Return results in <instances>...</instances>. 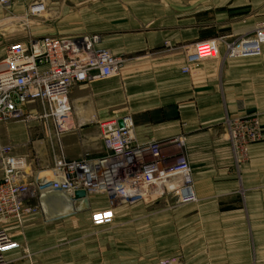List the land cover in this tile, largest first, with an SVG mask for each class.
I'll return each mask as SVG.
<instances>
[{
	"label": "crops",
	"instance_id": "crops-1",
	"mask_svg": "<svg viewBox=\"0 0 264 264\" xmlns=\"http://www.w3.org/2000/svg\"><path fill=\"white\" fill-rule=\"evenodd\" d=\"M47 9L53 20H62L54 28L61 27L63 32L53 36L100 35V48L130 63L124 68V78L139 81V91L148 85L151 94L133 100L134 113L140 114L136 138L140 142L185 138L199 202L181 206L177 199L165 198L116 208L111 224L93 227L90 214L56 219L54 204L46 206L50 208L46 215L44 203L51 196L45 194L40 200L44 221L39 216L27 217L9 230L30 231L39 221L46 226L81 225L76 242L70 244L63 235L54 240H26L28 248L56 247L49 254L28 256L20 249L10 251L6 264H157L173 257L181 259V264H264V139L250 146L246 161L238 164L224 126L243 113L257 115L264 135V50L197 66H190L187 54L180 52L183 45L229 33L254 35L264 25V0H67L60 10L53 5ZM203 12L206 22L200 16ZM187 67L189 73L184 74ZM71 132L64 133L62 140L78 133ZM80 140L84 148L77 158L68 157L73 153L67 143L62 146L67 159L103 154L100 137ZM51 165L42 169L49 170ZM66 200L56 202V208L67 209L72 202ZM88 200L92 212L109 209L105 197ZM101 229L109 232L101 233Z\"/></svg>",
	"mask_w": 264,
	"mask_h": 264
},
{
	"label": "built area",
	"instance_id": "built-area-1",
	"mask_svg": "<svg viewBox=\"0 0 264 264\" xmlns=\"http://www.w3.org/2000/svg\"><path fill=\"white\" fill-rule=\"evenodd\" d=\"M42 1L30 3L29 14L45 12ZM13 2L0 0V7L8 11ZM101 42L100 35L90 34L45 36L7 46L0 61V123L17 120L27 105L37 103L44 110V118L51 117L57 125L58 135L75 130L71 123V92L80 85L117 77L125 64L123 58L100 48ZM263 50L264 25H260L252 36L198 42L187 50V56L189 65L197 66L258 55ZM183 73L188 74L189 68H184ZM69 120L72 127L66 130L63 124ZM97 124L104 148L101 156L84 153L69 160L62 151L53 152L54 161L48 172L33 170L27 158L14 155L11 146L0 145V264H6V253L20 248L5 226L37 214L41 195L49 186L56 193L68 194L75 202L74 195L80 191L87 197L108 199L109 209L91 213L93 227L111 224L119 206L151 204L170 196L183 206L198 204L185 138L140 142L129 116L98 119ZM224 126L236 162L243 164L248 148L264 139L261 122L257 115L243 113L228 119ZM34 200L39 205L32 207L29 204ZM177 263L172 260L161 264Z\"/></svg>",
	"mask_w": 264,
	"mask_h": 264
},
{
	"label": "rangeland",
	"instance_id": "rangeland-1",
	"mask_svg": "<svg viewBox=\"0 0 264 264\" xmlns=\"http://www.w3.org/2000/svg\"><path fill=\"white\" fill-rule=\"evenodd\" d=\"M41 1L42 0H14L12 8L8 11H5L0 7V10H2V16L0 18V61L5 55L6 47L11 44H15V42H29L30 40L43 38L45 36L60 35L58 31L63 32L61 27L58 30L54 28L56 26V23L57 25H60V22L62 20L60 21L57 18L55 19V22V20H53L50 15L48 16L47 7L53 5L54 8L60 10L63 6V2H67V0H43L42 4L45 5V12L42 11L41 14L38 15L29 14V4L32 2ZM206 15L207 13L204 12L200 14V16L205 19L203 20L204 22L207 21ZM226 36L231 35L229 33L226 35H221L219 37ZM237 37L238 36L236 34L233 35V39H237ZM181 47L182 48L180 49V52H184L187 54V50L192 46L183 45ZM167 48L168 47L165 46L164 51ZM124 63L125 64L122 68V71L117 77L107 80L95 81L92 82V84L79 86L76 90L72 91L73 100L75 102L76 115L75 117H73V119L75 118L73 125L75 126V130H77L78 132L74 136H68L66 138H63L62 140L61 137L64 133L62 135H58L56 130L57 125L55 124L53 119L51 117L44 118V110H42L39 104L32 103V105H27L22 110L24 113L22 117L14 121L0 123V145L11 146L13 148L14 155L27 158L29 163L32 165L33 170L44 172L45 169H42V167L47 166L48 164L53 165V152L58 153L62 151V146L66 147L65 143L68 144L67 148L70 149V151L72 150L71 153H73V157L70 155H68V157L77 158L79 156V152H81V150L84 148L83 146H81L80 138H84V136H92L94 138L100 137V126L99 124H97L98 118L100 116L107 115V117L111 118L116 114L124 113L126 116H129L135 124L136 119L140 114L134 113V98H137L141 95H150L151 93L150 88L146 83L143 84L144 86H141L142 90L139 91V81L132 82L124 78V68L125 66L129 67L130 65V63H127V60H125ZM91 119L92 122H90ZM68 124L72 127V124L70 122ZM1 177L2 173L0 172V178ZM167 199L173 201L176 200L172 196L167 197ZM175 202L178 203L177 200ZM144 204L149 205L146 203ZM29 205L35 207L39 205V202L37 200H34ZM41 206L42 205L40 201V209L42 208ZM125 207L129 208L131 206ZM125 207L119 206L118 208L124 210ZM42 211L43 210L41 209V212ZM92 211L93 208L91 206L90 211L83 214L91 215ZM41 212L39 211L32 217L39 216L40 219L44 221L45 216ZM39 224L40 221L39 223H35V225L30 226V231L21 229L16 232H11L9 230V227L14 224L5 226L6 232L11 235V237L18 244V246L20 247L19 249L23 251L25 256H28L30 254L36 255V253L49 254V251H51L52 248L56 247L36 246L34 248H28L25 247L24 244L26 240H39L43 237L54 240V238L58 237L59 235H63V237L67 238L70 244H72L76 242L78 236L77 231L81 226L78 225L75 227L68 224L66 225L64 223L56 224L54 226H46L43 223H41V225ZM100 232L108 233L109 231L101 229ZM20 242L21 245H19ZM73 246L74 245H72L71 247ZM75 247H77V245H75ZM172 260H176L179 262L177 264H181V259L177 257H173L169 260H159L157 264H161L162 262H169Z\"/></svg>",
	"mask_w": 264,
	"mask_h": 264
},
{
	"label": "bare ground",
	"instance_id": "bare-ground-1",
	"mask_svg": "<svg viewBox=\"0 0 264 264\" xmlns=\"http://www.w3.org/2000/svg\"><path fill=\"white\" fill-rule=\"evenodd\" d=\"M70 122V120L69 121H67L66 123H64L63 124V128L64 129H69L70 127H71V125H69L68 123ZM48 172V171H47ZM45 194H47L48 196H51V200L49 199L47 202H46V204L44 203V205H45V207L47 206H53V204H54V206H55V208H53V211H55V216L57 217L56 219H60V218H65L66 216H71V215H74V214H80V213H85V212H89L90 211V209H91V205H90V200H88V197H87V201H88V205H89V207H88V210H86V211H83L82 209H83V202L82 201H77L76 200V202L75 201H73L71 198H70V196L68 195V194H66V193H64V194H60V193H56V192H54L52 189H51V187L49 186L43 193H42V195H41V198H40V200L42 199V196L43 195H45ZM67 197L69 198V199H67ZM69 200L70 202H72V204L70 205H68V207H67V209H62V208H56V205H57V203L56 202H61L62 200ZM66 200V201H67ZM44 207V206H43ZM45 208L46 210H45V214L46 215H50V211L48 210V209H50V208ZM41 210V209H40ZM41 212V211H40Z\"/></svg>",
	"mask_w": 264,
	"mask_h": 264
},
{
	"label": "water",
	"instance_id": "water-1",
	"mask_svg": "<svg viewBox=\"0 0 264 264\" xmlns=\"http://www.w3.org/2000/svg\"><path fill=\"white\" fill-rule=\"evenodd\" d=\"M119 124H120V127H123V123H121V122H119ZM74 198H75V200H77V201H82L83 203V211H86V210H88V207H89V205H88V201H87V194L84 192V191H80V192H76L75 193V195H74Z\"/></svg>",
	"mask_w": 264,
	"mask_h": 264
}]
</instances>
